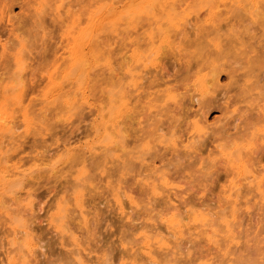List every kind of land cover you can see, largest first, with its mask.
Returning a JSON list of instances; mask_svg holds the SVG:
<instances>
[{
	"label": "rangeland",
	"instance_id": "obj_1",
	"mask_svg": "<svg viewBox=\"0 0 264 264\" xmlns=\"http://www.w3.org/2000/svg\"><path fill=\"white\" fill-rule=\"evenodd\" d=\"M176 1L188 15L168 32L155 65L138 69L141 86L127 88L131 111L121 119L122 138L105 145L95 133L100 110L106 113L111 93L127 85L132 51H147L148 34H156L145 16L130 24V0H0V44L6 46L5 57L0 46V107L7 112L0 120H13L11 132L0 134V162L6 174L20 171L0 186V264H73L77 254L87 264H264V197L248 181L235 192L240 178L222 155L254 133L243 156L264 188V0L255 6L251 0ZM110 3L120 16L104 21L91 40L96 62L85 103L83 86L63 78L71 64L65 34L73 17L88 28L102 13L95 8ZM17 53L24 61L18 73L11 58ZM51 73L62 83L58 95L47 83ZM216 75L220 80L209 82L202 97L199 79ZM19 77L21 104L13 99ZM195 122L206 135L192 139ZM161 174L173 183L154 194L148 185ZM199 211L211 226L193 221ZM173 214L182 220L180 233L167 228ZM60 215L63 231L55 227ZM223 216L233 240L223 232ZM24 227L33 254L21 236ZM212 229L220 232L216 241L205 235ZM146 235L168 242L154 246L155 263L143 252Z\"/></svg>",
	"mask_w": 264,
	"mask_h": 264
},
{
	"label": "bare ground",
	"instance_id": "obj_2",
	"mask_svg": "<svg viewBox=\"0 0 264 264\" xmlns=\"http://www.w3.org/2000/svg\"><path fill=\"white\" fill-rule=\"evenodd\" d=\"M131 2L128 3L126 6V10H128V19H130V24L134 21L135 18L141 17L142 15L145 16V20H147L148 26L151 29H154L156 34L154 35L153 33H149L147 37V51H139L138 49H134L130 55L131 58V63L128 64V68L126 70V77L128 78L127 85L126 86H121L119 89H117L114 93L112 94V97L110 95L109 97V105L106 108V113L104 112V109L100 110L99 116L100 121L97 124V127L95 129V133L98 131V141L100 142H105L107 145L108 143H113L116 138H122V128L121 124V119L126 116L130 111H131V106H130V98L128 96V91L127 88L131 87L132 92H136L139 90L141 84L139 83V80L141 79V75L139 72H141L144 68H146L148 65H155L157 62V55L162 48L163 44L169 43V34L168 32L173 31L175 29H178V27L181 25L180 21L182 20V15L186 14L184 10H177L180 8V6L176 7L175 3L177 2L176 0H130ZM260 0H251L250 2L252 3V6H255L258 4ZM60 6L57 7L59 10ZM68 10V9H67ZM66 13H71L72 11H68ZM5 11V10H4ZM95 12H101L102 13L97 16V17H91V25L88 26V28H82L80 27L79 24V18H74V14L71 13V21H70V27L66 30V40L69 45V51L71 54V64L69 66V71L67 73H64V79L67 78L70 80V82L73 84L74 82L80 83L83 88L81 92V97L83 100H87V94H86V87L87 84L89 83V75L90 70L94 68L95 66V59L93 58V49L91 46V40L94 37V35L99 31L101 28V24L106 21L107 19L112 17L113 22L115 20L119 19L120 12H118L117 7L113 4H105V5H99L95 8ZM6 13V12H5ZM4 12L2 11L1 15H3ZM60 12L58 13V17H60ZM70 15V14H69ZM68 15V17H69ZM2 17V16H1ZM70 18V17H69ZM106 21V22H109ZM72 24V25H71ZM67 28V27H66ZM14 33V31H11ZM2 48V53L5 57L6 55V46L5 44H0ZM5 54V55H4ZM2 57V56H1ZM12 60L15 61V65L18 66L19 70H17V73L20 71H23L22 68L24 67V61L23 57L21 56L20 53H17L16 55H12ZM13 61V62H14ZM141 68V69H140ZM138 69L140 70L138 72ZM223 71V70H222ZM48 79V84H53L55 86V91L52 92L53 94H57L60 92L63 88H61V81L57 83L55 79L53 78V74L51 73L47 77ZM220 79L218 78V75L215 77H212L207 79L206 76H203L202 78L199 79V93L202 97H204L208 91H209V82L211 84L218 83ZM17 85L20 86L18 88L19 92L16 94L13 99L16 100V103H22L23 102V92L21 86L23 85V79L22 77H19L18 80L16 81ZM47 84V85H48ZM76 84V83H75ZM76 84V85H77ZM78 84V85H80ZM15 85V86H17ZM52 85V86H53ZM77 85V86H78ZM12 91L16 89L14 85H11ZM53 86V87H54ZM8 88V86H5ZM63 87V86H62ZM52 88V87H51ZM79 88V87H78ZM77 88V89H78ZM14 89V90H13ZM53 89V88H52ZM51 89V90H52ZM51 90L49 92H51ZM81 90V88H80ZM7 91V92H6ZM4 91L5 93H8V89ZM79 92V90L77 91ZM75 93L79 95V93ZM50 95V93H49ZM58 95V94H57ZM87 95V96H86ZM166 95L169 99H173V95H171V91L167 90ZM6 97V96H5ZM4 97V98H5ZM12 98V97H11ZM88 101V100H87ZM90 101V100H89ZM88 101V102H89ZM91 106V105H90ZM99 112V111H98ZM6 114V110L2 111V107H0V114ZM105 113V114H103ZM23 124H25V127L29 129L31 122V118L29 117V114L26 112L23 113ZM263 116H264V106H263ZM8 117V116H7ZM0 120V134H5L6 132L9 133L11 132V124L12 119L8 118H1ZM2 121V122H1ZM8 123L10 126H8ZM196 135H191L190 138H195L198 137L200 138L202 135L200 132H202L203 135H206V131H203L205 127L201 125L199 122H195L194 124ZM27 130V129H26ZM5 131V132H4ZM212 132V131H211ZM210 132V133H211ZM264 135V127L259 130ZM97 134V133H96ZM251 138L248 140L242 139L239 142H235L232 144V146L229 148L227 151H223L222 155L224 156L226 162L230 164V166L233 168V172L237 177H239V181H236L232 184V188H235V192L239 191L241 189V182L240 181H248V183H254V188L259 192V194L264 197V188L261 180H257V177L254 175L253 171L251 168L248 166V160L244 159L246 153L244 154L243 151L250 150L253 145V140L255 138V134L251 133ZM172 145H175L173 142ZM1 147V146H0ZM67 152L70 151L66 147L64 148ZM92 149V148H90ZM5 162L1 161L0 162V186L7 184L8 178L17 176V172L13 173L10 172L11 174H6L8 172V166L4 165ZM9 173V172H8ZM14 179V178H10ZM9 179V182H10ZM17 179V177L15 178ZM156 181H158V184H156ZM173 180L170 178V176H167L166 174H161L158 177H155V179L148 185L149 189L151 190L152 193L157 194L158 193V188H163L165 186L170 185ZM12 182H14L12 180ZM7 186V185H6ZM129 202L131 204H134V198L132 195H126ZM74 202L75 205L78 207L80 210V213L83 214V194L81 192H77V194L74 196ZM117 203L119 205V208L123 211V206L120 201V199H117ZM65 207H60L59 212L65 211ZM59 215V214H58ZM207 213H204L202 211L197 212L193 216V221L197 222L200 227H205V226H211L209 221L207 220ZM224 217V216H223ZM64 218L63 215H60V217H57V220H59V226L55 225L56 228H60L61 231H63V224L60 225V221ZM181 219L177 218L176 214H173V216L168 220V229H171V231H175L176 229H180L182 227ZM198 226V225H197ZM58 228V229H59ZM176 230V231H178ZM223 232L224 234L228 235L231 240L235 239L233 236L234 232L232 229V224L228 220L227 217L223 218ZM21 236L25 240V246L27 249V252L30 254H33V247L34 244L32 242V239L30 238V232L27 229V227H24L21 231ZM180 233V230L179 232ZM219 231L217 229H212V230H205V235L209 240L216 241V237L219 236ZM174 234V233H173ZM71 237L75 240L74 234L71 232ZM156 235L153 236H144L143 237V252L144 255L146 256V259L149 260L150 262L155 263V253L157 252V248L162 249L163 247H166L168 242L167 240L162 237L156 238ZM154 239V240H153ZM157 246L154 247V246ZM88 260L85 261L79 254H77L75 262L73 264H87ZM10 264H13L11 262Z\"/></svg>",
	"mask_w": 264,
	"mask_h": 264
}]
</instances>
